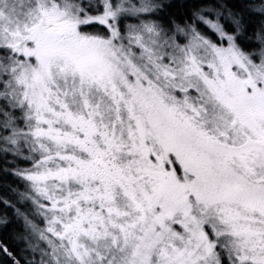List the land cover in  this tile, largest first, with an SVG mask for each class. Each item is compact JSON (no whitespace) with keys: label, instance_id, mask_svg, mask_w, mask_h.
<instances>
[{"label":"snow or ice","instance_id":"snow-or-ice-1","mask_svg":"<svg viewBox=\"0 0 264 264\" xmlns=\"http://www.w3.org/2000/svg\"><path fill=\"white\" fill-rule=\"evenodd\" d=\"M0 187V264H264V0H0Z\"/></svg>","mask_w":264,"mask_h":264},{"label":"trees","instance_id":"trees-1","mask_svg":"<svg viewBox=\"0 0 264 264\" xmlns=\"http://www.w3.org/2000/svg\"><path fill=\"white\" fill-rule=\"evenodd\" d=\"M9 181L13 182L11 177H9ZM14 186H15V182H14ZM20 190L21 191L23 190V186L22 185L20 186ZM0 194H3V188L2 187H0Z\"/></svg>","mask_w":264,"mask_h":264}]
</instances>
